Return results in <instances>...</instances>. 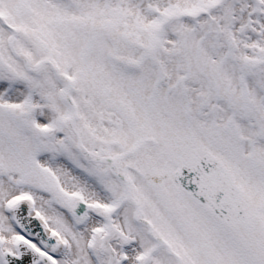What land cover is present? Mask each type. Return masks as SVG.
<instances>
[{"label": "snow or ice", "instance_id": "1", "mask_svg": "<svg viewBox=\"0 0 264 264\" xmlns=\"http://www.w3.org/2000/svg\"><path fill=\"white\" fill-rule=\"evenodd\" d=\"M0 264H264V0H0Z\"/></svg>", "mask_w": 264, "mask_h": 264}]
</instances>
